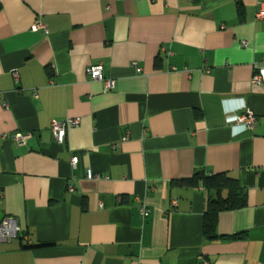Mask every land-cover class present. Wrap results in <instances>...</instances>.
<instances>
[{
	"label": "crops",
	"instance_id": "0c3cea01",
	"mask_svg": "<svg viewBox=\"0 0 264 264\" xmlns=\"http://www.w3.org/2000/svg\"><path fill=\"white\" fill-rule=\"evenodd\" d=\"M261 9L0 0V222L22 229L0 242V264H264ZM98 64L114 88L90 77ZM236 109L256 114L252 128L228 121ZM69 119L80 122L61 144L51 122ZM16 133L31 136L19 145ZM199 171L227 173L247 194L220 212L214 238L207 189L186 183Z\"/></svg>",
	"mask_w": 264,
	"mask_h": 264
},
{
	"label": "built area",
	"instance_id": "2783aa9c",
	"mask_svg": "<svg viewBox=\"0 0 264 264\" xmlns=\"http://www.w3.org/2000/svg\"><path fill=\"white\" fill-rule=\"evenodd\" d=\"M256 17L259 19H264V9L259 10L256 13ZM44 28V25L40 22L36 23L33 26V30H41ZM244 45H247L246 42H243ZM137 70L140 72L141 68L137 67ZM88 73L93 80L96 81H103L105 83V90H110L114 88V81L110 78H105L103 73V66L101 64L93 65L88 69ZM14 77L18 79L19 73L18 71L14 72ZM253 83H264V75L260 72H256L252 78ZM239 109H236L231 114L228 115V121L230 123H234L239 127V131L243 132L247 129L252 128L256 121V114L250 110L246 109L245 112L239 113ZM79 119H69L67 121H58L53 120L51 122V129L53 131L55 140L59 143H64L66 138V129L68 126L78 125ZM31 134H24V133H16L13 136L15 142L19 145H23L27 143V140L30 138ZM72 165L75 167L77 165V158L73 157L71 160ZM87 177L89 179L98 178V175H95L91 169L87 171ZM143 212L145 213L146 209L142 208ZM21 227L17 222V219L14 217H4L0 222V242H7L16 237H18L21 233ZM203 264H207L206 262Z\"/></svg>",
	"mask_w": 264,
	"mask_h": 264
},
{
	"label": "trees",
	"instance_id": "16d2710c",
	"mask_svg": "<svg viewBox=\"0 0 264 264\" xmlns=\"http://www.w3.org/2000/svg\"><path fill=\"white\" fill-rule=\"evenodd\" d=\"M186 183L193 186L203 184L209 193L203 224L204 234L208 238L216 236L220 212L243 208L248 204L247 194L239 180L227 173L208 175L199 171L187 179Z\"/></svg>",
	"mask_w": 264,
	"mask_h": 264
}]
</instances>
